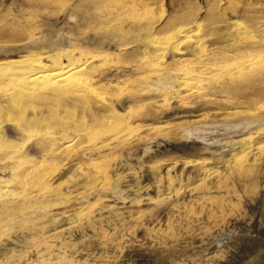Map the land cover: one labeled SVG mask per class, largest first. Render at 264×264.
Masks as SVG:
<instances>
[{
    "label": "rangeland",
    "instance_id": "1",
    "mask_svg": "<svg viewBox=\"0 0 264 264\" xmlns=\"http://www.w3.org/2000/svg\"><path fill=\"white\" fill-rule=\"evenodd\" d=\"M132 1L136 3L130 5ZM177 28L185 52L173 59L190 58L192 64L170 65L171 57L155 63L144 59L147 50L153 55L150 42L162 44L164 35ZM241 31L246 38L238 40ZM197 35L213 59L219 52L264 51V0H0V62L68 50L99 81L94 93L69 94L52 109L20 105V127L10 122L4 129L8 137L23 142L22 152L44 160L40 148L53 135L108 104L123 113L132 107L135 119L131 128L120 124L104 131L84 129L70 143L64 141L56 157L71 159L48 169L54 185L62 187L61 194L52 196L53 206L9 212L3 216L0 235L11 240L13 234L44 228L52 233L74 214L80 219L74 225L93 222L108 239L121 243L118 264H264V165L252 182L226 171V160L239 155L240 141L264 127V53L249 52L241 61L218 55L220 66L208 71L214 73L205 75L206 80L190 78L188 95L181 101L171 88L166 89L168 100L140 93L143 87L156 86L161 77L173 81L177 72L199 67L188 50ZM97 53L101 56L94 58ZM242 63L250 67L247 74H241ZM231 75L237 78V95L213 94L228 86ZM6 77L0 72V82L6 83ZM205 91L212 94L199 99ZM40 98L14 94L10 100L19 105ZM66 104L75 109L66 111ZM43 112L50 113L48 119L33 124L31 135L22 133L29 116ZM80 140L85 143L77 147ZM103 140L112 144L99 152ZM202 166L212 172L206 181L199 180ZM217 174L220 187L211 184ZM202 196L207 205L200 204ZM96 239L85 236L78 245L90 248ZM4 241L0 264L30 242L26 245L25 239L14 249Z\"/></svg>",
    "mask_w": 264,
    "mask_h": 264
},
{
    "label": "bare ground",
    "instance_id": "2",
    "mask_svg": "<svg viewBox=\"0 0 264 264\" xmlns=\"http://www.w3.org/2000/svg\"><path fill=\"white\" fill-rule=\"evenodd\" d=\"M135 3V1H132L130 5ZM196 30L197 27L194 31ZM181 32L182 31L177 28V30H174L171 34L164 35L163 42H161L162 44H155L157 46H154L150 42L151 51H149L151 54L153 53V55L148 56L147 50L144 52V59H152L151 62L155 63L154 60L163 61L168 57H171L172 59L176 56L181 57L185 52L179 47L178 38ZM238 35H240V37L237 36L238 40H240V38H246L244 31L239 32ZM202 45V36L197 35L188 46V50L192 52H190L191 55L189 54V57L192 55L196 56V61L200 64L199 67L196 69L195 67H190L183 73L177 72L176 77L174 78L173 76V81L169 79V76L167 75L164 79L161 77L160 81H155L156 86L152 85L143 87L141 88L140 93H151L152 97L156 99L164 96L165 100H168L170 95L167 93L166 89L171 88L172 91H170V93L172 96H177L181 101L185 95H188L186 94V91H188L186 88L190 78H199L202 81L204 79L206 80L207 77L205 78V75H209L211 73L208 71L220 66L218 63L221 61L218 60L220 59V56L218 57V55L221 54L222 56L224 55V57L226 56L224 60L241 61L249 52L256 51L259 54L264 53L263 50L256 49L255 47L256 50L240 49L234 55H229L228 52L225 54L224 52H219V54H215L216 58L213 59L211 56L206 54L208 52H204ZM211 54H213V51ZM83 56L85 57L84 54ZM100 56L101 54L97 53L94 58H98ZM45 57H48L46 62L43 61V59L45 60ZM45 57L38 54L34 55L33 58H27L26 60L18 59L10 62H0V72L7 75L6 83L0 82V225L4 221L3 216L9 212H23L26 209L37 205L45 208L53 206V201L55 200L53 197L55 194L58 195L59 192L61 194L62 187L59 183L54 185L53 177L48 169L50 167H52V169L58 168V165H64L68 162V159H71V157L64 159L56 157V153H58L59 149L61 150V146H63L62 143L64 141L70 143L74 138H76V136L80 135L81 130L84 129H103L102 131H104L111 126L115 127V125L117 126L120 124H124L126 128H131L133 126V121L135 120L134 119L132 121L131 118L133 111L130 110L132 107H128V109L123 113L119 111L115 105L108 104L102 110L98 109L90 111L88 114L83 116L82 119H78L75 124L72 123L73 125L67 123L68 125L66 127L62 128L59 132L57 131L58 134L56 136L51 135L52 138L49 141V144L45 145L42 149L40 148V152L43 155L44 160L37 161L32 159V156L29 157L27 152H22L21 147L23 142L20 140L16 141L15 138L10 136L8 137V134L4 129L5 124L10 122L14 123L15 126L17 125L20 127V125H18L19 120L16 118L17 115L22 113L20 110L22 107H20V105L22 106L23 104L24 109H27L28 107L33 108L34 110L43 108L52 109L55 107V104L59 103V100H61L60 98L66 97L69 94L77 97H83L85 95L86 97L88 94L94 93L97 90V84H99V81H97L94 77L93 72L86 68L87 65L78 62V60L75 59L77 58L76 56L74 58L73 51L64 50L61 53L48 54ZM173 60L174 62H169L168 64H175L181 67L192 64L190 62L192 61L190 58H178ZM241 67V74H247L250 70V67L245 66L244 63L241 64ZM231 76L232 79L229 80L230 82L228 86L219 87L216 88V90L214 89L215 92H213V94L224 93L226 96H236L237 90L234 86L237 82L235 81L237 78L233 79L235 75ZM37 82H39V86ZM118 85L120 88L122 87L120 84ZM8 89H10L9 92L7 91ZM14 94L16 97L22 99H27V97L34 95L40 96L41 98L39 102L28 101L25 103L23 101L20 102L19 99L18 101L20 104L18 105L17 103L15 104V101L12 102V100H10ZM210 94L212 93L205 91L200 93L198 98H207ZM63 107L68 108L66 110H69L68 112L75 109L73 106H69L68 104L63 105ZM44 112L43 114H40L43 119L39 121L36 118L40 117L37 116L38 114L29 116L27 124L23 127L24 129L22 128V133L24 131L28 134V136L31 135V132L33 131L31 126L33 124L37 122L41 123L42 121L48 119L50 113L44 114ZM68 112L66 114H69ZM64 123H66V121ZM16 127L14 128L17 129ZM18 131L21 132L19 129ZM18 134L20 133H17V135ZM260 137H264V127L260 128V130H258L255 134L252 133L250 136L243 138L240 141V151L237 150L239 151V155L228 158L226 160L227 164L225 163L226 171L229 175L234 174L237 178L242 176L249 179V182L256 180L258 177V171L261 169V166L264 165V142L259 141ZM83 143H85V140H80V142L77 143V147H80ZM111 144V141L108 142L107 140H103L100 145H98L99 152ZM77 155L79 154L77 153L74 157L72 156V158H75ZM198 174L201 177V179H199L200 181H206L211 176L212 172L210 169L202 166ZM215 176H217V179H215V183L211 184L216 187H220L221 175L217 174ZM46 189L55 193L48 195L46 194ZM13 195L15 197L9 200L6 198ZM199 200H201V202L199 201L201 205L208 204V201L204 196L200 197ZM62 222L64 224H62L60 228L55 227L52 230L54 231L52 233L44 228L38 232H32L29 235L13 234L11 236V240L0 235V243H5L6 241H4V239L8 240L7 243L9 245H13L14 249L15 246L21 245L25 239H27L25 242L26 245L27 242L30 241L26 250L22 251L20 254H12L5 261V263L32 264L33 262H31V258L35 257L33 259L35 261L34 264H118L117 257H119L121 253V243H115L113 240L108 239L106 231H104L101 226L96 227L93 222L91 225L87 224L86 226L74 225L80 222L79 216L77 217L74 214L65 217ZM49 232L50 234H48ZM85 236H90L92 238L97 237L95 240L96 243L93 242V246L90 248H81L78 245V239L82 240ZM34 246L35 248H33Z\"/></svg>",
    "mask_w": 264,
    "mask_h": 264
}]
</instances>
